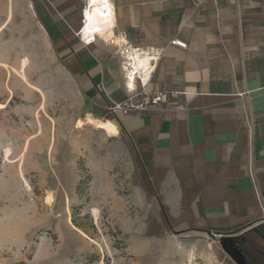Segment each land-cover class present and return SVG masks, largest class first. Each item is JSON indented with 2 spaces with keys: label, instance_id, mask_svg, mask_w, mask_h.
<instances>
[{
  "label": "crops",
  "instance_id": "crops-1",
  "mask_svg": "<svg viewBox=\"0 0 264 264\" xmlns=\"http://www.w3.org/2000/svg\"><path fill=\"white\" fill-rule=\"evenodd\" d=\"M37 2L56 57L96 118L87 115L128 138L154 221L172 234L264 233V0H108L101 30L85 27L98 31L88 46L73 35L87 0ZM125 45L140 51L146 91L175 92L180 108L110 111L129 96Z\"/></svg>",
  "mask_w": 264,
  "mask_h": 264
},
{
  "label": "rangeland",
  "instance_id": "rangeland-1",
  "mask_svg": "<svg viewBox=\"0 0 264 264\" xmlns=\"http://www.w3.org/2000/svg\"><path fill=\"white\" fill-rule=\"evenodd\" d=\"M37 7L0 0V264H235L220 235L264 264L259 231L172 234L154 221L128 138L78 126L94 115ZM6 147L17 163H4Z\"/></svg>",
  "mask_w": 264,
  "mask_h": 264
},
{
  "label": "built area",
  "instance_id": "built-area-1",
  "mask_svg": "<svg viewBox=\"0 0 264 264\" xmlns=\"http://www.w3.org/2000/svg\"><path fill=\"white\" fill-rule=\"evenodd\" d=\"M191 3L199 5L202 0H190ZM214 2L217 0H213ZM87 5L85 3L81 10V26L73 33V35L79 39L84 46H88L95 42L97 32L93 29L84 33L85 21L87 19ZM171 45L185 49L186 45L180 41H171ZM118 55L122 58V68L124 70L125 88L129 94L127 101L123 104H116L110 107V111L121 112L122 114H129L131 112H144L150 109L170 110L178 109L179 105L175 102L176 94L172 91L164 92H147V81H143L138 74V70L135 69V61L137 60L140 51L137 48L125 45L118 51ZM151 69H146L144 73H150ZM149 80V78H148ZM137 99V100H136ZM250 172V171H249ZM251 173V172H250Z\"/></svg>",
  "mask_w": 264,
  "mask_h": 264
},
{
  "label": "bare ground",
  "instance_id": "bare-ground-1",
  "mask_svg": "<svg viewBox=\"0 0 264 264\" xmlns=\"http://www.w3.org/2000/svg\"><path fill=\"white\" fill-rule=\"evenodd\" d=\"M86 5H87L86 10H87L88 14H87V19L85 21V23H86L85 27H88L89 22L91 21L92 24L96 26L95 28H97L98 30H101L99 27L101 26L103 21L108 19V13L110 10V4H109L108 0H87ZM83 32L85 33V28H84ZM135 69H136V65H135ZM137 72L140 75L141 72L140 71H137ZM77 124H78V126H82L84 124L91 125L94 128H97V129L104 131L109 138H114V137H117L119 135L117 127L113 123H111L110 121H108L106 119L105 120L104 119L103 120H97V119H93L89 115H86L83 119H80L77 122ZM25 149H26V147H25ZM10 156H11L10 149L7 147L3 148L2 158H3V161L5 164L12 165V164L18 162V161H10ZM18 175H19L20 180H24L21 166H19ZM25 189H26V191H27V189H29L26 184H25ZM50 196H48L46 198V202L48 204L51 203ZM93 212L96 213L95 210H93Z\"/></svg>",
  "mask_w": 264,
  "mask_h": 264
},
{
  "label": "water",
  "instance_id": "water-1",
  "mask_svg": "<svg viewBox=\"0 0 264 264\" xmlns=\"http://www.w3.org/2000/svg\"><path fill=\"white\" fill-rule=\"evenodd\" d=\"M232 238L234 237L220 235L222 249L235 264H246L242 254L231 244Z\"/></svg>",
  "mask_w": 264,
  "mask_h": 264
}]
</instances>
